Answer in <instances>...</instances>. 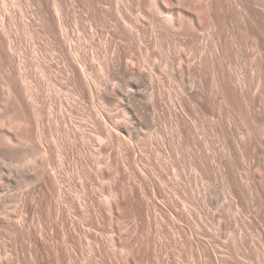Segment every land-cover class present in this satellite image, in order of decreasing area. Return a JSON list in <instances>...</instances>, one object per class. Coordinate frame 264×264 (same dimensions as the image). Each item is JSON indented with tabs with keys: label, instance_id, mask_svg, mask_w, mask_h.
<instances>
[{
	"label": "rangeland",
	"instance_id": "374dc122",
	"mask_svg": "<svg viewBox=\"0 0 264 264\" xmlns=\"http://www.w3.org/2000/svg\"><path fill=\"white\" fill-rule=\"evenodd\" d=\"M61 1L63 20L70 26L74 16L71 1ZM22 2L0 0V25L9 30L0 26L1 34L4 32L0 35L10 33L22 50L16 51L18 65L24 62L23 72L36 85L34 97L50 153L42 157L40 147L32 142L26 150L35 159L30 168L17 164L19 172L15 168L9 172L0 165L1 183L11 189L0 197V213L3 209L10 212L6 218V212L1 213L3 217L0 214V264H29L35 238L47 244L44 251L48 254L54 255L57 247L62 264L66 250L73 248L79 258L76 264H189L198 255L200 260L196 258L194 264H205L208 253L212 264L263 263L257 250L264 251V0H79V42L73 46L78 47L79 57L72 47L70 55L76 58L67 56L69 61L74 58L73 67L79 65L78 59L85 63L89 74L79 73V79H87L75 82L76 88L70 67H63L61 59L62 65L51 68L42 62L51 41L34 24V8L27 0L26 5ZM48 7L52 10V5ZM26 16L31 21H22ZM42 48L44 53L39 51ZM105 58L111 62L106 71ZM15 69V74L22 70ZM104 77L106 82H102ZM97 95L109 100L104 101L112 118L116 117L106 121L119 131L111 137L104 131V117H108L99 107ZM32 124L35 127L33 121L28 128L34 132ZM17 155V163L27 159L23 153ZM40 158L49 163L45 167L49 175L44 174L47 182L42 173V181L36 173L35 162ZM51 179L61 188L58 196L55 189L48 188ZM25 189L29 194L22 195ZM129 189L136 190L137 207L141 208L136 211L142 219L137 213L130 214L124 236L131 246L134 241L143 242L149 255L145 261L119 250L116 228L109 227L113 224L106 211L102 212L104 207L98 208L106 202L105 193L119 196L116 205L123 194H130ZM53 198L58 210H66H61L65 217L54 212L57 207L48 209ZM96 210L104 214L103 223L97 222ZM37 230L40 236L44 232L43 237ZM213 251H219L221 257Z\"/></svg>",
	"mask_w": 264,
	"mask_h": 264
},
{
	"label": "bare ground",
	"instance_id": "6f19581e",
	"mask_svg": "<svg viewBox=\"0 0 264 264\" xmlns=\"http://www.w3.org/2000/svg\"><path fill=\"white\" fill-rule=\"evenodd\" d=\"M22 1V0H21ZM26 1V0H25ZM52 1V0H51ZM59 1V0H58ZM58 1H56L55 2V0L53 1V3L51 4L52 5V10L48 7V6H50L51 7V5H49V3H47V0H27V2H28V4H30V6H31V9L32 8H34V14H35V16H36V18H35V21L36 22H34V24L35 23H37V27L38 28H42L41 30L43 31V35L42 36H44V34L45 35H47V37L50 39V41H51V43L50 44H47L46 42V44H47V46L46 47H48V48H45V49H49V51H50V53H49V51L48 50H46V52L48 51V53H44L45 51H44V49L43 50H39L40 51V53H42L43 51V53L44 54H48V56H47V58H46V56L43 54L42 55V58L41 59H43L42 60V62L44 61V63L48 66L47 68H51L52 66H54V65H57V66H59V64L60 65H62L63 64V67H65L64 65H66V66H68V67H70V72H71V74H72V77L74 78V79H77L76 81H73L72 79V83L74 82H76L77 83V81L78 80H80L82 77H80V79H79V77H78V75H79V73H81L82 75H87L88 76V74H89V71H88V73H87V68L85 69V63H80L81 61L78 59L77 61H79L78 63H79V65H75L74 67H73V60H74V58H78L79 56H78V54H79V52H77V50L76 49H78V47L77 48H73V46L74 45H77L78 44V42H79V39H78V34H79V27H78V21H77V16H76V12H78V9H77V5H78V2H79V0H69V3H70V1H71V8H72V13H73V22L71 23V25L68 27L67 26V24H65V21L63 20V18L65 19V17H63L62 16V14L61 13H63V12H61V8L64 6V4H63V6L61 7L60 6V3H58ZM61 1V0H60ZM64 1V0H63ZM19 2V1H18ZM23 2H24V0H23ZM22 2V3H23ZM50 2V1H49ZM21 3V2H20ZM25 3V2H24ZM51 3V2H50ZM61 4H62V1H61ZM17 5V4H16ZM23 5H26V3L25 4H23ZM5 6V5H4ZM30 6H28V7H30ZM6 7V6H5ZM18 9L20 10V12H22V10H24V8L22 7V5L21 4H18ZM22 9V10H21ZM25 9H27L26 7H25ZM30 9V8H29ZM50 9V10H49ZM70 9V8H69ZM63 10H64V12H65V7H63ZM31 11V10H30ZM70 11H71V9H70ZM19 12V11H18ZM17 12V13H18ZM19 12V13H20ZM33 12V11H32ZM31 12V13H32ZM66 12H67V9H66ZM16 13V14H17ZM23 13V12H22ZM21 13V14H22ZM26 13V12H25ZM71 13V14H72ZM20 14V15H21ZM29 14V13H28ZM33 14V13H32ZM65 14V13H64ZM19 14H18V16H20ZM23 16H25L24 15V13L22 14ZM22 16V17H23ZM28 16V15H27ZM27 16H26V18H22V17H20V18H22L23 20L22 21H26V19H28L27 18ZM32 16H34V15H32ZM34 16V17H35ZM31 17V16H30ZM33 17V18H34ZM32 18V17H31ZM30 19V18H29ZM34 20V19H33ZM33 20H32V24H33ZM37 20L39 21V23L37 22ZM29 21H31V19L29 20ZM28 21V22H29ZM27 22V23H28ZM2 23H3V21H2ZM1 23V24H2ZM40 23H42V26H40L39 27V25H40ZM23 24V23H22ZM30 24V23H29ZM3 25V24H2ZM2 25H0L1 26V29H4V25L2 26ZM25 25H27L26 23H25ZM36 25V24H35ZM6 26V25H5ZM32 26V25H31ZM23 27H24V25H23ZM28 28V27H27ZM37 28V29H38ZM35 29V28H34ZM91 29H92V26H91ZM5 31L7 30V32H9V30H8V28L7 29H4ZM3 30V31H4ZM24 30H25V28H24ZM28 30V29H27ZM27 30H25V33H28V31ZM31 30V29H30ZM40 30V29H39ZM41 30L39 31V32H41ZM27 31V32H26ZM33 31H36V30H33ZM32 31V32H33ZM38 31V30H37ZM7 32H5V34L6 35H4L5 37H2L3 36V34H4V32H2L3 34H1V31H0V34L2 35H0V64H1V66L0 67H2L3 68V70H2V76H1V74H0V91H1V93H0V123H1V125H0V136L2 135V136H4V138L2 139L1 138V141H0V165L1 166H3L4 168H3V170L5 169V171H9V172H11V171H13V169L15 168V169H21V167H28V168H30V166L34 163L33 162V160L35 161V159H32V157L30 158V157H28V154H27V148H28V146H30L31 144H32V142H35L36 144H34V145H38L39 147V151H41L42 153V157L43 156H45V154H47V153H50V152H47L48 151V148L50 147H48L46 144V142H45V140H44V134H43V132L44 131H41L42 129L41 128H43L42 126H40V125H42V122H40L41 120H42V115L40 116V111H41V109H38L39 107L37 106V101H36V92H33L36 88H35V84H33V83H31L30 82V80L28 79V77H27V75H26V73H24L23 72V68H26L25 67V65H24V62H23V65H18V62H19V57H17V53L20 51H22V50H19L20 49V47L19 48H17L16 46L18 45V43H16V41L14 42V39L12 40V37L9 35L10 33H7ZM34 33V32H33ZM31 34V33H30ZM40 35V34H39ZM27 36V35H26ZM30 36H32V35H30ZM34 36H36V35H34ZM38 36V35H37ZM28 38V37H27ZM39 38V37H38ZM41 38V37H40ZM44 38H46V36H44ZM48 38H46L45 40H47ZM31 39V38H30ZM48 39V40H49ZM45 40H43L42 39V42L43 41H45ZM78 41V42H77ZM48 42V41H47ZM77 42V43H76ZM15 43L17 44L16 46H15ZM53 43V45H52V48H51V50H50V48L49 47H51V44ZM76 43V44H75ZM45 45V44H44ZM48 45H50V46H48ZM55 45V47H53ZM19 46V45H18ZM42 46V45H41ZM35 47V46H34ZM33 46H32V49L34 48ZM45 47V46H44ZM73 48V49H71L72 50V53L76 56V57H74L73 55H72V53H71V55H70V48ZM35 50H37L38 51V47L37 48H34ZM16 51H18V52H16ZM32 52L34 51V50H31ZM42 51V52H41ZM78 51H79V49H78ZM13 52L14 53H16V56H14L15 54H13ZM36 51H34L33 53H35ZM22 53V52H21ZM21 53H19V55L21 54ZM36 53H39V52H36ZM39 53V55H41ZM50 54V55H49ZM56 54V56H57V58H56V56L54 57V55ZM67 55H70V57L71 56H73L72 57V61L70 60L69 61V56H67ZM21 56H23V54L21 55ZM20 56V57H21ZM44 56V57H43ZM69 57V58H68ZM106 57H107V55H106ZM23 57H21V59H22ZM21 59H20V64H21ZM59 59H61L60 61L62 62V64L61 63H59L60 61H59ZM107 58H105V60H106ZM109 59V58H108ZM23 61H25V59L23 58ZM110 60H108V62H107V60H106V68H104L105 69V71H106V69H108V65L111 63V62H109ZM40 62V63H39ZM73 62V63H72ZM39 63V64H38ZM38 65H40V64H42L41 63V61H38ZM44 63H43V65H44ZM76 63V62H75ZM105 63H103V64H105ZM109 63V64H108ZM77 64V63H76ZM103 64H102V66H101V69L103 70ZM108 64V65H107ZM37 65V66H38ZM43 65H41V67H40V69H43L44 70V67L42 68V66ZM16 66L18 67V69L20 70V68L22 69V70H20L19 72H18V74H15V73H13V71L15 72V70L17 71V69H15L16 68ZM45 66V65H44ZM110 66V65H109ZM15 67V68H14ZM39 67V66H38ZM76 67V68H75ZM78 67V68H77ZM1 68V69H2ZM14 68V69H13ZM64 69H66V68H64ZM68 69V68H67ZM13 70V71H12ZM25 70V69H24ZM69 70V69H68ZM77 70H79V72L77 71ZM109 70V69H108ZM26 71V70H25ZM68 72V71H67ZM110 72V71H109ZM109 72H104L105 74H107L108 75V73ZM28 74V73H27ZM68 74L70 75V73L68 72ZM107 75H104V76H106L107 77ZM109 75H110V73H109ZM71 76H69V80H70V78H72ZM90 77V76H89ZM83 78H84V76H83ZM83 78H82V80L81 81H86V79H87V77H85L86 79L85 80H83ZM91 78H92V76H91ZM108 79H109V76L107 77ZM107 78H103L104 80L102 81V82H106V80H108ZM93 79V78H92ZM92 79H91V82L93 83V82H95L96 80L95 79H93L94 81H92ZM88 80H90V79H88ZM80 81V83H82ZM79 82V81H78ZM97 82H99V83H97V84H100L101 83V81H97ZM73 83V86L76 88V83L74 84ZM79 83V84H80ZM84 83V82H83ZM82 83V84H83ZM108 83H109V81H108ZM107 83V84H108ZM78 84V83H77ZM82 84H80V85H82ZM106 84V83H105ZM79 85V86H80ZM95 85H96V82H95ZM109 85V84H108ZM78 86V85H77ZM101 86H104V84L102 83L101 84ZM107 85H105L104 86V90H106L105 88H107V91H108V87H106ZM98 87V86H97ZM80 88V87H79ZM78 88V89H79ZM97 89L95 88V91H96ZM103 90V91H104ZM81 91V90H80ZM93 91V90H92ZM107 91H105L106 93H107ZM82 92V91H81ZM90 92H91V90H90ZM100 92H102V90L100 91ZM91 94H96V92H91ZM98 94V93H97ZM124 95V94H123ZM35 96V97H34ZM98 96V98L97 99H100V97H101V95H97ZM106 96V95H105ZM95 97H96V95H95ZM104 97V96H103ZM124 97V96H123ZM107 98V97H106ZM104 100H106L107 101V99H105V98H103V100L102 99H100V101H98V102H100L101 103V106H99V107H103L102 109H103V111L106 113V115H107V117L108 118H106V116L104 117L106 120H105V122H104V126H105V133H106V135H107V137H111V135L114 133V132H117L118 131V128L116 127V129H115V127H114V129L112 128L113 126H111V125H109V123L108 122H106L108 119H110V118H112V114H111V109H109L110 107H109V105H108V103H109V100L107 101V102H105ZM99 103V104H100ZM98 104V105H99ZM101 109V108H100ZM101 109V110H102ZM103 112V113H104ZM122 113V112H121ZM121 113H120V115L118 114V116H120L121 117ZM111 114V115H110ZM124 114V112L122 113V115ZM105 115V114H104ZM117 116V117H118ZM8 117V118H7ZM30 118H32V122L34 121V125H35V127L33 126V124L31 125V127H34V132H33V129H32V132H31V129L30 128H28V126H29V124L30 123H32V122H30L29 120H30ZM114 118H116V117H113L112 119H114ZM118 120L120 119V118H117ZM122 119H124V118H122ZM29 122H28V121ZM104 120V119H103ZM117 120V121H118ZM25 121H27L28 122V126L27 125H25ZM108 121H110L111 122V120H108ZM116 121V122H117ZM26 122V123H27ZM41 123V124H40ZM119 123V122H118ZM118 123H113L114 125H118ZM8 128H6V127ZM16 126V130L15 131H13V128ZM119 126H120V123H119ZM3 128H5V131H4V129ZM120 128V127H119ZM122 128V127H121ZM116 130V131H115ZM30 132H31V134H30ZM119 132V131H118ZM45 133V132H44ZM105 135V136H106ZM46 137V136H45ZM2 140H4V141H2ZM31 146H33V145H31ZM26 151V152H25ZM24 152L26 153L25 155H27V159H26V157H25V155H24ZM47 152V153H46ZM19 153H23V157H25L24 159L25 160H23L22 162H21V159H19V161H20V163H17L18 161H16L18 158L16 157V155L17 154H19ZM20 155H22V154H20ZM20 155H17L18 157L20 156ZM31 156V155H30ZM35 156V155H34ZM17 158L16 160H15V158ZM40 157V156H39ZM46 157V156H45ZM34 158V157H33ZM48 158V157H47ZM39 159V158H38ZM41 160H39V163H37V162H35L36 163V166H37V170H36V173H37V176H39L41 173H42V176L44 175V174H46V175H49L48 174V171H46L45 172V170H46V165L48 166V164L49 163H47V161L45 160L46 158H40ZM44 161H43V160ZM49 160V159H48ZM15 161H16V163H15ZM17 164H20V168H19V165H18V167H16L17 166ZM0 166V167H1ZM2 168V167H1ZM25 168V169H26ZM14 169V170H15ZM17 169V171L19 172V170ZM27 170V169H26ZM15 173V172H14ZM33 173V176L35 175L36 176V173H35V171H33L32 172ZM30 174V173H29ZM51 174L52 173H50V177L53 179V178H55V176L53 177V176H51ZM10 175V174H9ZM19 175V174H18ZM18 175L17 174H15V177L17 176L18 177ZM46 175H44V181H46L47 180V178H46ZM32 176V175H31ZM36 176V177H37ZM2 177V176H1ZM10 177V176H9ZM108 177V176H107ZM110 177V176H109ZM39 178H41V175H40V177ZM46 178V179H45ZM48 178H49V176H48ZM111 178H112V176H111ZM111 178H107L108 179V181H109V179H111ZM10 179V178H9ZM8 179V180H9ZM13 179V178H12ZM42 179H43V177L40 179L41 181H42ZM51 179V181H50V183L49 184H47V185H49V189L50 190H54V191H56V196H58L57 194L59 193V195H60V193H61V191H60V189H59V186H57L56 187V183H57V181H55V180H57V178H55V180L53 181ZM113 179V178H112ZM50 180V178L48 179V181ZM43 181V182H44ZM54 182V184H53V182ZM2 181H1V179H0V197L2 196V195H4V194H6V193H9L10 192V190L11 189H8V188H6L5 186H4V184H2L1 183ZM47 182V181H46ZM51 182H52V184H53V186H52V184H51ZM110 183H111V181H110ZM44 185H45V183H43ZM51 184V185H50ZM40 186H42L41 184H39ZM47 185H45V186H47ZM54 185H55V188H54ZM142 185V184H141ZM141 185H140V187H141ZM37 186V185H36ZM44 186V187H45ZM52 186V187H51ZM130 187V186H129ZM132 187V186H131ZM37 188H40L41 189V187H37ZM36 188V189H37ZM47 187H45L44 188V190L46 189ZM53 188V189H52ZM20 189V188H19ZM111 190L113 189V188H110ZM109 189V191L113 194V192L111 191ZM119 189V188H118ZM38 190V189H37ZM42 191H43V188L41 189ZM114 190V189H113ZM20 191V190H19ZM23 191V190H22ZM26 191V192H25ZM25 191L24 192H22L21 194L22 195H25V194H29V190L28 189H25ZM49 191V190H48ZM63 191V190H62ZM117 191V190H116ZM116 191H114V193L116 192ZM121 191V190H120ZM125 191V190H124ZM128 192H130V194L129 195H126L127 193H125V195L123 194L122 196V198H120V201L119 202H117V204L116 205H114V203L116 202V200L118 199V197L119 196H117V195H115L116 197L114 198L113 197V195H110L112 198H110V196H106V195H109V194H111L110 192L107 194V193H105V203H104V205L102 206L101 205V207H99V205H98V208L100 209H102L103 207H104V210H102V212L103 213H105L104 211H106V213L109 215V220L112 222V223H110L109 222V224H113V225H115V226H113V225H109V227H111V228H116V231H115V233H116V235H115V233H114V235L115 236H117V238H118V241L120 242H118L119 244H120V248H119V250L121 249V251H123V250H125V251H127V254L129 253V257H130V254H134L135 256H137L138 257V261H139V259H141L140 261H142L143 260V258L145 257H148L147 256V250H146V247H144L145 245L143 244V242L142 241H140V242H138V244L136 243V241H134L135 243L133 244V246H131L132 244L129 242V244H128V242H127V240H125V239H127L125 236H124V232H125V229H124V226H125V224H126V219L130 216V218H131V216L134 214V213H137V211L136 210H139V208L137 207V206H139V201H138V199H137V197H136V193H135V191L136 190H134V189H129V190H127ZM227 191H229V190H227ZM21 192V191H20ZM47 192V191H46ZM122 192V191H121ZM230 192V194H232V192H231V190L229 191ZM229 192H228V194H229ZM121 194V193H120ZM229 194V195H230ZM43 195V194H42ZM119 195V194H118ZM232 196H235V195H233L232 194ZM231 196V197H232ZM41 197V196H40ZM103 197V196H102ZM101 197V198H102ZM48 198V197H47ZM46 198V199H47ZM104 198H102V202L104 201L103 199ZM113 198L115 199V200H113ZM235 198V197H234ZM45 199V200H46ZM111 199L114 201V202H111ZM232 200H234L233 198H231ZM48 200V199H47ZM46 200V201H47ZM53 200V202L52 203H54V202H56L55 201V199L53 198L52 199ZM50 201V200H49ZM49 201H47V203H49ZM100 201V200H99ZM45 202V201H44ZM51 202V201H50ZM234 202H235V200H234ZM233 202V203H234ZM46 203V204H47ZM52 203H49V204H51V206H52ZM45 204V203H44ZM45 204V205H46ZM55 204V207L54 206H50V205H48L47 207H48V209L49 208H56L57 206H56V203H54ZM53 204V205H54ZM98 204H99V202H98ZM100 204H103V203H101L100 202ZM138 204V205H137ZM30 205V204H29ZM29 205H26V209H27V206H29ZM142 205V204H141ZM234 205V207L236 208V206H235V204H233ZM237 205V204H236ZM115 206L117 207L116 208V210H117V213L116 214H114L116 211L114 210V208H115ZM66 207H67V205H66ZM66 207H64V208H66ZM69 207V206H68ZM145 207V206H144ZM147 207V206H146ZM29 208H32L31 206L29 207ZM138 208V209H137ZM143 208V207H142ZM33 209V208H32ZM63 209V208H62ZM61 209V210H62ZM68 209V208H67ZM99 209H98V211H99ZM141 209V208H140ZM234 209V208H233ZM4 210V212H6V209H3ZM56 210H58V207H57V209H55L54 210V212L56 211ZM60 210V209H59ZM57 211L56 213H58V215L59 216H64V215H62L63 213H61V210L60 211ZM71 210V209H70ZM112 210H113V212H112ZM9 210H7V212H8ZM28 211V210H27ZM31 211V209L29 210V212ZM52 211H53V209H52ZM63 211L65 212L66 210H64L63 209ZM62 211V212H63ZM97 211V210H96ZM98 211L96 212L97 214H96V216H97V222H99L101 219H103L104 218V214L103 213H100L99 212V214H98ZM101 211V210H100ZM115 211V212H114ZM140 211V210H139ZM4 212H2L1 211V213H4ZM7 212L5 213V214H3V215H5L4 216V218H6V217H8V216H6V215H9L10 214V212L7 214ZM0 213V214H1ZM55 213V214H56ZM67 213V212H66ZM70 213V212H69ZM133 213V214H132ZM236 213V212H235ZM53 214V213H52ZM130 214H132V215H130ZM138 215V218H139V216H141L140 214H139V212L137 213ZM3 215L1 214V216L3 217ZM57 215V214H56ZM57 215V216H58ZM69 215L70 214H67L66 215V217H69ZM106 215V214H105ZM108 215L106 216V218L108 217ZM136 215V214H135ZM134 215V216H135ZM144 215V214H143ZM10 216V215H9ZM57 216H55L54 215V217H56L57 218ZM74 216V215H73ZM95 216V217H96ZM65 217V216H64ZM79 217V216H78ZM81 217V216H80ZM59 218H61V217H59ZM141 219H142V216L140 217ZM66 219H68V218H66ZM69 219H71L70 217H69ZM75 219H76V217H75ZM78 219V218H77ZM80 219V218H79ZM95 219V218H94ZM133 219V218H132ZM10 220V219H9ZM108 220V219H107ZM134 220H136V219H134ZM138 220V219H137ZM43 221V220H42ZM65 221V220H64ZM69 221V220H68ZM79 221H81V220H79ZM105 221V220H104ZM113 221H114V223H113ZM128 221V220H127ZM130 221V220H129ZM67 222V221H66ZM97 222L95 223V224H97ZM101 222L103 223V221L101 220ZM100 222V223H101ZM17 224H19V223H17ZM20 224H21V222H20ZM19 224V225H20ZM65 224V223H64ZM13 225V224H12ZM11 225V226H12ZM15 225V224H14ZM98 225H100V224H97V226ZM127 225H128V223H127ZM8 226H10V225H8ZM41 226V225H40ZM64 226V225H63ZM71 226V225H70ZM76 226V225H75ZM80 227V226H79ZM18 228V227H17ZM16 228V229H17ZM67 228V227H66ZM65 228V229H66ZM71 228V227H70ZM73 228V227H72ZM126 228H127V226H126ZM9 229H11V227L9 228ZM15 229V230H16ZM20 229V228H19ZM23 229V228H22ZM21 229V230H22ZM26 229V228H25ZM78 229V228H77ZM82 229V228H81ZM15 230H14V233H15ZM67 230H69V229H67ZM72 230V229H71ZM111 230V229H110ZM112 230H114V229H112ZM111 230V231H112ZM11 231V230H10ZM19 231V230H18ZM38 231V230H37ZM37 231H35V232H37ZM65 231V230H64ZM70 231V230H69ZM76 231V230H75ZM22 232V231H21ZM30 232V231H29ZM29 232H27V233H29ZM83 232H85V231H83ZM114 232V231H113ZM32 233V232H31ZM34 233V232H33ZM38 233H39V231H38ZM38 233H35L36 235H34V236H40V233L38 234ZM41 233H43L44 234V232H41ZM73 233V232H72ZM76 234L78 233V232H75ZM82 233V232H81ZM86 233V232H85ZM17 234V233H16ZM16 234H14L15 236H16ZM38 234V235H37ZM43 234H41V236L40 237H43L42 235ZM63 234H64V232H63ZM17 235H19V234H17ZM21 235V234H20ZM22 235H24L23 233H22ZM26 235H28V234H26ZM29 235H31L30 233H29ZM33 235H32V237H34ZM68 235H66V237H67ZM32 237L30 236V237H28L29 239H30V241L29 242H31L32 241V243H33V240H31L32 239ZM45 237H47V235L45 236ZM44 237V238H45ZM81 237V236H80ZM84 237V236H83ZM44 238H43V240H44ZM115 239L114 237H111V239ZM28 239V240H29ZM46 239V238H45ZM77 239V238H76ZM112 239V240H113ZM35 243H33L34 245H35V250H32L31 249V252H30V248L28 249L29 250V253H31L30 255H31V257H29V258H31V262L29 261V264L31 263V264H62L63 262H61V261H59V257H58V252H56L58 249H56L57 247H55V249H53L54 251H52V252H54V255H53V253H49L51 256H54L53 257V259H49L47 256L49 255L48 254V252H45L46 251V246H44V245H47V244H44L43 242H42V240H41V238L39 239L41 242H39L36 238H35ZM47 240V239H46ZM78 240V239H77ZM64 241V240H63ZM62 241V242H63ZM66 241V240H65ZM127 243H126V242ZM48 242V241H47ZM67 242V241H66ZM69 242V241H68ZM112 242V241H111ZM114 242V241H113ZM117 242V241H116ZM42 243V244H41ZM46 243V242H45ZM115 243V242H114ZM113 243V244H114ZM66 244V243H65ZM118 244V245H119ZM130 245V247L131 248H129V246L128 245ZM235 244H236V242H235ZM28 245V244H27ZM44 246V248H43V246ZM115 245V244H114ZM144 245V246H143ZM33 246V245H32ZM49 246V245H48ZM71 247V245H68V247ZM136 246V247H135ZM238 246V245H237ZM68 247H66L65 246V249L66 248H68ZM118 247V246H117ZM135 247V248H134ZM15 248V247H14ZM33 248H34V246H33ZM50 248H52L51 246H50ZM72 248V247H71ZM116 248V247H115ZM127 248H128V250H127ZM200 248V247H199ZM238 249H239V247H237ZM74 249V248H73ZM73 249H71V250H73ZM238 249H236V252L238 251ZM17 250H18V248H17ZM16 250V251H17ZM45 250V251H44ZM49 251H50V249H48ZM61 250V249H60ZM70 249H67L66 250V255H64L65 256V264L68 262L69 264H76V261L79 259H77L76 258V255H75V253H74V251L72 252ZM199 250V249H198ZM129 251V252H128ZM200 251V250H199ZM203 250H201V252H202ZM43 252H45V253H47L46 255L43 253ZM64 252V251H63ZM62 252V253H63ZM76 252V251H75ZM90 252H92V249H91V251ZM214 252V254H216L218 257H221L220 255V253L218 254V252L217 251H213ZM257 252H258V255H259V253H261L260 255H263V256H260L259 255V258L260 257H262V258H260V259H264V251L262 252H260L259 250H257ZM61 253V254H62ZM73 253H74V257H73ZM202 253H204V252H202ZM60 254V256H62ZM77 254V253H76ZM200 254V253H199ZM29 255V256H30ZM122 255V254H121ZM206 255V254H205ZM205 255H203L202 254V256H201V258H203V256L205 257ZM239 255V254H238ZM257 255V256H258ZM78 256V255H77ZM132 256V255H131ZM223 256V255H222ZM63 257V256H62ZM61 257V258H62ZM119 257V256H118ZM188 257H190V256H188ZM188 257H187V259H188ZM191 257H192V254H191ZM190 257V258H191ZM198 257H199V255L198 256H196V258L198 259ZM207 257V258H206ZM205 257V259L207 260V262L209 263V264H212V260H211V255L208 253L207 254V256ZM5 258V257H4ZM29 258H27V259H29ZM52 258V257H51ZM60 258V259H61ZM75 258V259H74ZM125 258V257H124ZM145 258H144V260L143 261H145ZM196 258H195V260H196ZM3 259V258H2ZM122 259V258H121ZM148 259V258H147ZM204 259V258H203ZM204 259V260H205ZM221 259V258H220ZM260 259H258V260H260ZM5 259H3V261H4ZM192 260H193V258H192ZM194 260V261H195ZM200 260V258L198 259V261ZM203 260V261H204ZM205 260V261H206ZM2 261V262H3ZM24 261V260H23ZM67 261V262H66ZM187 261V260H186ZM190 260H188V262L187 263H189V264H191V262H193L192 264H194V261H190ZM197 261V260H196ZM22 262V261H21ZM26 262V261H25ZM24 262V263H25ZM61 262V263H60ZM120 262V261H119ZM119 262H118V264H119ZM124 262V261H123ZM122 262V263H123ZM126 262V261H125ZM207 262L205 263V262H203V263H205V264H207ZM8 263V262H7ZM6 263V264H7ZM20 263V262H19ZM67 263V264H68ZM78 263H79V260H78ZM77 263V264H78ZM258 263H260V264H264V261H263V263H262V261L260 260ZM4 264H5V261H4ZM22 264H23V262H22ZM27 264V263H26ZM121 264V263H120ZM184 264H186V263H184ZM196 264V263H195ZM226 264H227V262H226Z\"/></svg>",
	"mask_w": 264,
	"mask_h": 264
}]
</instances>
